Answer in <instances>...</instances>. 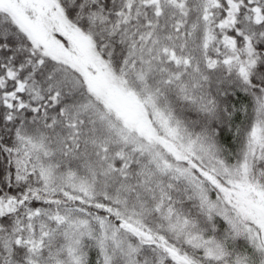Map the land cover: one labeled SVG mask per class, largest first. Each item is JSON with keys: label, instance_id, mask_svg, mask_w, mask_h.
I'll return each instance as SVG.
<instances>
[{"label": "snow or ice", "instance_id": "1", "mask_svg": "<svg viewBox=\"0 0 264 264\" xmlns=\"http://www.w3.org/2000/svg\"><path fill=\"white\" fill-rule=\"evenodd\" d=\"M0 264H264V0H0Z\"/></svg>", "mask_w": 264, "mask_h": 264}]
</instances>
